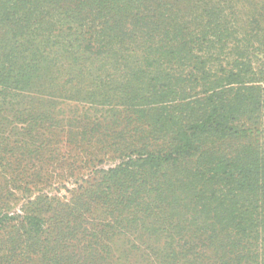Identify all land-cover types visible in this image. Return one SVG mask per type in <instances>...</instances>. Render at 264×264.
I'll return each mask as SVG.
<instances>
[{
    "label": "rangeland",
    "instance_id": "374dc122",
    "mask_svg": "<svg viewBox=\"0 0 264 264\" xmlns=\"http://www.w3.org/2000/svg\"><path fill=\"white\" fill-rule=\"evenodd\" d=\"M67 1L0 0V217L44 214L49 247L74 244L92 216L62 206L72 190L150 150L144 126L162 113L182 125L231 89L227 123H257L264 67V0ZM120 54L128 73L113 69ZM20 220L3 218L0 234L27 231Z\"/></svg>",
    "mask_w": 264,
    "mask_h": 264
},
{
    "label": "trees",
    "instance_id": "16d2710c",
    "mask_svg": "<svg viewBox=\"0 0 264 264\" xmlns=\"http://www.w3.org/2000/svg\"><path fill=\"white\" fill-rule=\"evenodd\" d=\"M111 1L117 10L131 8L125 4L128 0ZM125 56L120 54L114 70L129 72ZM230 77L226 76L228 83L234 82ZM259 81V112L253 126L227 123L226 103L241 97L231 89L212 91L199 114L191 112L182 125L176 115L162 113L157 126H144L151 134L150 150L134 158L129 155L105 170L100 181H86L62 204L77 218L86 211L92 215L81 236L73 231L74 244L55 238L49 247L52 234L44 214H14L28 230L0 234V264H264ZM171 84L169 79L162 82L159 95L167 94ZM15 216L1 215L0 221ZM95 225L97 231L91 229Z\"/></svg>",
    "mask_w": 264,
    "mask_h": 264
},
{
    "label": "built area",
    "instance_id": "2783aa9c",
    "mask_svg": "<svg viewBox=\"0 0 264 264\" xmlns=\"http://www.w3.org/2000/svg\"><path fill=\"white\" fill-rule=\"evenodd\" d=\"M260 86H261L262 93H263V99H262V116H263V128H264V75H263V79L260 82Z\"/></svg>",
    "mask_w": 264,
    "mask_h": 264
},
{
    "label": "crops",
    "instance_id": "0c3cea01",
    "mask_svg": "<svg viewBox=\"0 0 264 264\" xmlns=\"http://www.w3.org/2000/svg\"><path fill=\"white\" fill-rule=\"evenodd\" d=\"M263 75H264V71L262 72V75H261L262 79H263ZM261 80L259 81V84H260ZM262 99H263V93H262V89H261V103H262ZM261 122H262V126H263L262 108H261Z\"/></svg>",
    "mask_w": 264,
    "mask_h": 264
}]
</instances>
